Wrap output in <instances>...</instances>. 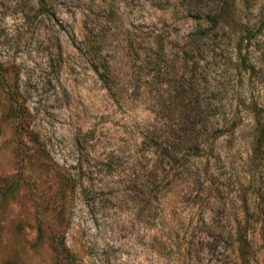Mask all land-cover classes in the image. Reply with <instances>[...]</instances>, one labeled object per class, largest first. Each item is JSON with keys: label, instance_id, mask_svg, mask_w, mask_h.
<instances>
[{"label": "rangeland", "instance_id": "1", "mask_svg": "<svg viewBox=\"0 0 264 264\" xmlns=\"http://www.w3.org/2000/svg\"><path fill=\"white\" fill-rule=\"evenodd\" d=\"M225 1L0 0V58L11 70L0 87V264H224L218 237L238 217L228 155L246 156L250 137L246 120L229 144L222 124L245 111L233 90L236 44L259 25L248 52L264 106V0ZM222 4L232 23L215 27L208 17ZM181 83L226 156L193 172L195 183L148 190L143 135L154 122L179 128L170 99ZM13 90L24 119L10 113ZM250 237L252 264H264L258 226Z\"/></svg>", "mask_w": 264, "mask_h": 264}, {"label": "trees", "instance_id": "2", "mask_svg": "<svg viewBox=\"0 0 264 264\" xmlns=\"http://www.w3.org/2000/svg\"><path fill=\"white\" fill-rule=\"evenodd\" d=\"M223 4L225 0H221ZM222 4L219 12L209 15L208 23L217 27L224 19L232 23L227 7ZM223 20V21H224ZM205 30V29H204ZM202 31V30H201ZM263 31V26L256 29H245L243 35L238 38L236 44L237 57L233 64L234 77L233 90L235 89L239 104L244 107L243 114L235 112L233 118L223 121L222 127L226 128L225 138L230 144L235 140V132L242 124L248 121L249 151L245 155L232 154L228 158H236L238 169V188L235 196L238 203V217L227 216V228L222 231L218 241L223 244L222 262L224 264H252L256 259V250L250 233L258 226L259 234L264 252V106L261 104L260 95L255 94L254 76L261 72V69L250 57V46L258 39ZM204 32H202L203 35ZM196 53L195 50H192ZM246 51V52H244ZM198 56H191L187 62L192 66L190 76L194 81L199 80ZM11 70L0 58V87L6 86ZM263 76V75H262ZM105 82L107 80L102 78ZM10 103V113L18 118L24 119V105L19 99V90L6 92ZM186 89L181 83V89L175 96H171L170 102L174 104L175 112H180L181 123L179 128L171 127L166 133L161 124L154 122L147 126L143 135L142 144L151 153V165L147 172L145 189L156 182L164 180L195 183L194 173H205L210 171L225 158L226 152L219 146L218 137H211L208 129H203L200 120L201 103L198 98H192L190 103L186 102ZM118 101V100H117ZM239 107V106H238ZM217 151V155H215ZM234 163L231 161L230 163ZM192 170V171H191ZM194 172V173H193ZM59 176L70 182L76 190L77 180L75 177L60 172ZM212 182V181H211ZM212 184V183H211ZM227 219V220H226ZM212 223L215 224L214 220ZM60 252L69 261L76 262L65 242L58 243ZM264 254V253H263Z\"/></svg>", "mask_w": 264, "mask_h": 264}]
</instances>
